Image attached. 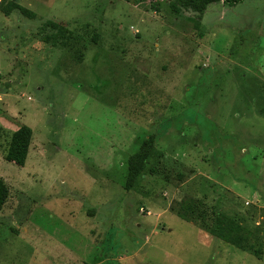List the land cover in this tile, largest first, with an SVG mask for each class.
<instances>
[{
  "label": "rangeland",
  "instance_id": "1",
  "mask_svg": "<svg viewBox=\"0 0 264 264\" xmlns=\"http://www.w3.org/2000/svg\"><path fill=\"white\" fill-rule=\"evenodd\" d=\"M2 1L36 17L0 10V264H264V0ZM218 213L263 254L212 236Z\"/></svg>",
  "mask_w": 264,
  "mask_h": 264
},
{
  "label": "trees",
  "instance_id": "2",
  "mask_svg": "<svg viewBox=\"0 0 264 264\" xmlns=\"http://www.w3.org/2000/svg\"><path fill=\"white\" fill-rule=\"evenodd\" d=\"M245 0H169V6L176 14H180L184 9H193L197 12H204L207 7L215 2H223L229 6H236ZM0 10L9 15L14 10H19L24 16L28 18H35L36 13L14 1L9 2L4 6V1L0 3ZM59 29L62 38L67 37L65 29L59 27L58 24L53 23ZM50 37H48L49 39ZM33 139V129L27 124H23L12 133L10 145L7 151V160L14 162L19 166H25L28 159L30 145ZM158 153L156 149V134L150 133L141 142L139 149L130 156L127 161V173L125 179V188L130 190L134 187L140 177L144 175L147 170L149 159ZM10 195V189L4 179L0 177V211L3 209ZM179 216L189 221L186 213H179ZM206 230L214 237L225 241L235 247L254 253L256 256L263 254L262 247H253L248 243L251 236L249 230L229 218L224 213H218L215 216L214 225H204Z\"/></svg>",
  "mask_w": 264,
  "mask_h": 264
}]
</instances>
